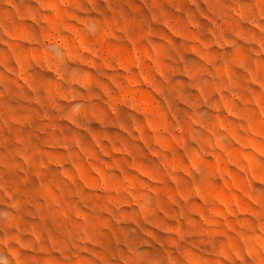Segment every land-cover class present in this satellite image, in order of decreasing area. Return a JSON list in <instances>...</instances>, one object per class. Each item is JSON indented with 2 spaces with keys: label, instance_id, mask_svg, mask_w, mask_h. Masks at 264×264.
<instances>
[{
  "label": "rangeland",
  "instance_id": "1",
  "mask_svg": "<svg viewBox=\"0 0 264 264\" xmlns=\"http://www.w3.org/2000/svg\"><path fill=\"white\" fill-rule=\"evenodd\" d=\"M0 264H264V0H0Z\"/></svg>",
  "mask_w": 264,
  "mask_h": 264
}]
</instances>
